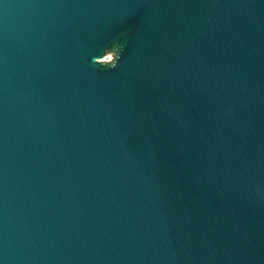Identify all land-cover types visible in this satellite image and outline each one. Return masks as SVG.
<instances>
[{"label":"water","instance_id":"water-1","mask_svg":"<svg viewBox=\"0 0 264 264\" xmlns=\"http://www.w3.org/2000/svg\"><path fill=\"white\" fill-rule=\"evenodd\" d=\"M0 264H264V0H0Z\"/></svg>","mask_w":264,"mask_h":264},{"label":"clouds","instance_id":"clouds-1","mask_svg":"<svg viewBox=\"0 0 264 264\" xmlns=\"http://www.w3.org/2000/svg\"><path fill=\"white\" fill-rule=\"evenodd\" d=\"M114 65V64H113Z\"/></svg>","mask_w":264,"mask_h":264}]
</instances>
